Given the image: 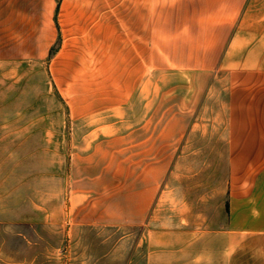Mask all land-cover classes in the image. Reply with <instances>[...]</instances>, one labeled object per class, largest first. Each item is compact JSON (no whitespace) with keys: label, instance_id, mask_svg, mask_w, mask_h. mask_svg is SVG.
Here are the masks:
<instances>
[{"label":"rangeland","instance_id":"374dc122","mask_svg":"<svg viewBox=\"0 0 264 264\" xmlns=\"http://www.w3.org/2000/svg\"><path fill=\"white\" fill-rule=\"evenodd\" d=\"M213 14L0 0V264L201 255L264 142L251 55L220 53Z\"/></svg>","mask_w":264,"mask_h":264},{"label":"crops","instance_id":"0c3cea01","mask_svg":"<svg viewBox=\"0 0 264 264\" xmlns=\"http://www.w3.org/2000/svg\"><path fill=\"white\" fill-rule=\"evenodd\" d=\"M202 5L204 17L213 8V22L208 19V29L217 31L223 40L220 53L251 55V82L255 77L259 79L254 101L263 107L264 0H202ZM233 69L246 70L237 64ZM252 117L264 118V110L253 109ZM255 145L252 148L257 153L251 154L250 174L230 178L228 213L223 225L212 239L203 238L201 255L192 256L188 243L187 248L184 245L180 249L186 251V257L179 258L174 245L171 264H264V142Z\"/></svg>","mask_w":264,"mask_h":264}]
</instances>
